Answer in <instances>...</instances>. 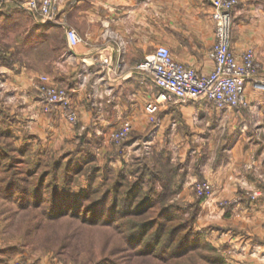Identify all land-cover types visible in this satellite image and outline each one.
<instances>
[{"label":"crops","instance_id":"obj_1","mask_svg":"<svg viewBox=\"0 0 264 264\" xmlns=\"http://www.w3.org/2000/svg\"><path fill=\"white\" fill-rule=\"evenodd\" d=\"M25 1L4 0L0 10V103L10 95L21 106L17 113L0 106V115H19L26 127L48 124L56 133L58 124L71 131L59 109L45 113L38 101L36 86L46 76L70 91L81 127L113 132L129 122L131 133L139 135L157 116L161 127L175 115L192 124L227 116L234 132L230 146L224 156L203 162L196 176L214 189L210 200L201 202L197 231L216 256L211 264H264V92L247 84L248 107L239 111L183 101L165 105L151 120L146 106L160 90L137 70L157 47L165 46L176 62L211 73V1L60 0L58 20L52 24L23 9ZM232 20L233 51L241 55L254 49L264 80V0H239ZM68 29L83 43L71 47ZM104 58L110 60L108 66ZM119 60L120 72L115 65ZM222 201L228 205L220 207ZM5 264H17V259Z\"/></svg>","mask_w":264,"mask_h":264},{"label":"rangeland","instance_id":"obj_2","mask_svg":"<svg viewBox=\"0 0 264 264\" xmlns=\"http://www.w3.org/2000/svg\"><path fill=\"white\" fill-rule=\"evenodd\" d=\"M5 97L1 100L6 103L0 106L17 113L21 106L14 105L10 95ZM37 97L39 101V93ZM79 125L78 121L68 131L57 124L55 133L48 124L36 129L26 127L19 115H0V264L14 259L17 264L217 261L204 234L197 231L202 208L195 186L204 182L196 177L201 164L224 156L231 144L234 132L227 116L212 115L192 124L175 115L163 127L157 116L145 133L132 132L121 142L109 138L111 128ZM69 134L74 137L70 139ZM187 182L189 189H185ZM134 184L139 187L129 193ZM59 202L65 203V214L74 206L78 209L73 214L78 215H51L52 205ZM142 203L145 205H138ZM221 205L226 207L228 202ZM161 208L170 213L149 231L142 246L134 248L137 243L123 241L128 235L137 238L141 231L127 221L160 220ZM144 210L145 215L123 219L125 214ZM96 218L98 224L120 227L118 232L88 227ZM185 223L193 232V242L195 232L200 236L199 251L175 257L179 239L173 245L170 242L178 233L171 239L169 232L164 234L158 245L152 239L164 224L176 227ZM151 250L154 255L148 254Z\"/></svg>","mask_w":264,"mask_h":264},{"label":"built area","instance_id":"obj_3","mask_svg":"<svg viewBox=\"0 0 264 264\" xmlns=\"http://www.w3.org/2000/svg\"><path fill=\"white\" fill-rule=\"evenodd\" d=\"M212 5L211 19L215 24L214 44L208 56L214 62V69L209 74L198 73L193 66L178 63L173 58L169 48L159 46L155 52L147 56L137 65V70L149 76L159 93L153 102L146 106V112L151 120L165 105L174 102L192 101L207 102L216 110H242L248 107L246 97L247 84L254 90L264 92V80L260 78V63L254 49L249 48L237 55L231 47L233 30V13L239 0H210ZM4 0H0V10ZM60 0H27L22 8L37 15L45 23H57ZM66 37L71 47L83 43V39L73 29L66 31ZM108 66L111 62L103 59ZM119 72L123 63L116 64ZM39 102L45 113L59 109L62 117L75 126L78 123V113L72 104L70 91L61 86L51 84L46 76L39 78L36 86ZM132 131L129 122H123L119 129L110 133L109 138L115 142L124 141ZM196 194L203 201H208L214 194L209 182L195 186Z\"/></svg>","mask_w":264,"mask_h":264},{"label":"trees","instance_id":"obj_4","mask_svg":"<svg viewBox=\"0 0 264 264\" xmlns=\"http://www.w3.org/2000/svg\"><path fill=\"white\" fill-rule=\"evenodd\" d=\"M138 187H139L138 184H134L131 187L129 193H132V191L134 192V190H136ZM202 201H203V199L200 198L199 202L201 203ZM138 205H141V206L143 205L144 206L145 204L142 203V204H138ZM52 206H53V209L51 211V215H56L57 214L58 216H60V215L64 216V215H68L69 214L70 218H73L72 215H76V214H73V213H75L77 211V209H78L77 207L71 206V208L68 210V213L65 214V212H64V209H65V206H66L65 203H60L59 202V203H56V205L54 203V205H52ZM136 206H137V204H136ZM132 207H134V206L132 205L131 208ZM116 208H118V204L117 203H116ZM142 208L143 207H141L139 209H142ZM89 212H90L89 214H92L91 211H89ZM144 212H140V213L132 212L130 214H125L123 216V219L132 217L133 215H136V216L145 215L147 211L144 210ZM169 213H170V211L167 210L166 208H161L159 210V213L157 214L158 219H160V220H157V221L155 220L153 222L151 220H145V219H142V220H139V221H136V222H135V220L127 221V225H129L130 227H132L134 229H139L141 231H140V233H138L139 237L137 236V238H134V236H129L128 235V236L125 237V239L123 238L124 239L123 241H125V242L129 241L130 245H132L133 242L137 243V244H135L134 248L138 247V246L139 247L142 246L143 245L142 243L144 242V239L148 236L149 231L150 230L152 231V229L155 226L159 225L160 221H164V219L167 218L166 216H168ZM97 219L98 218H96L93 222L88 223V227H91V228L96 227V228H103V229L107 228V229H113L114 231L118 232L117 229H119L120 227H113V226H111V224H107L105 222H102L101 224H98L100 221L97 220ZM82 222H84V224H87L86 221H82ZM170 226L171 225L167 226L166 224H164L163 226H160L158 230H156V233L154 232L155 234L152 236V239L154 241H156L157 245L160 244L161 240L163 239V235L169 232L170 239H171V236H172L173 233L174 234L178 233V235L181 234L179 237H178V235H175V237H173V239H172V242H170V243H172L170 245H173L176 242V239H179L178 243L176 245V248H178V254L175 257L185 256V255H187L189 250H193V249H195V250L197 249L198 250L200 248V246H201L200 243H202V241L201 242L199 241L200 236L195 232L194 234L196 235V238H195V240L193 242V238H192L193 237V232L192 231L189 232V227L187 226L186 223L185 224H180V225H178L176 227L175 226L170 227ZM167 227H169L170 229H168ZM165 251L168 252V249H165ZM137 252H141V250H137ZM148 254L149 255L150 254L154 255V251L152 252V250H151V252L149 251Z\"/></svg>","mask_w":264,"mask_h":264}]
</instances>
